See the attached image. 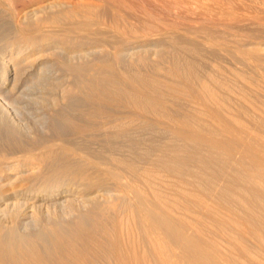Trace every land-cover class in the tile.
Masks as SVG:
<instances>
[{"label": "bare ground", "instance_id": "1", "mask_svg": "<svg viewBox=\"0 0 264 264\" xmlns=\"http://www.w3.org/2000/svg\"><path fill=\"white\" fill-rule=\"evenodd\" d=\"M56 2L19 13L21 26L17 22L16 27L21 28L19 33L24 35L19 34L22 37L16 40L15 47L5 46L0 51V100L19 97L34 76L33 72L39 73L38 66H29L23 61L30 47L36 50L41 42L81 47L83 51L87 46L98 50L108 46L114 50L118 62L134 58L142 61L141 54L146 47H157L152 42L153 37H157V31L161 30L158 27L166 23L158 21L160 25L157 27L145 24L147 22L143 20L140 28L131 29L123 25V32L118 31V37L108 36V39L104 33L95 34L90 28L95 24L103 26L105 22L101 23V20L118 28L120 9L111 15L96 6L61 10ZM114 2L116 8L124 7L123 0ZM186 3L174 0L170 5H175L172 8L178 7L181 12L180 7ZM120 4L123 5L120 7ZM80 12V15L86 12V18L80 17ZM87 13L98 20L91 21ZM233 17L235 21L239 19ZM253 20L252 23L256 21ZM167 25L163 29H168ZM30 31L32 36H25ZM75 31H84L87 36H71L70 33ZM221 33L206 28L199 40L196 37L190 41L174 39L184 53L196 52L200 54H197L199 58L209 54L212 64L210 67L204 65L203 73L197 70L198 61L189 58L181 62L174 59L169 69L165 65L154 66L156 74L165 72L163 77L147 70L145 73L150 76H144L134 72L135 68H117L119 63L103 60L98 68L87 70L81 66L80 60L94 55L91 51L69 58L70 72L87 75L80 80L84 85L85 100L77 108L83 119H67L77 133L94 128L96 124L89 120L101 119L99 125L104 131L108 126L115 129L113 137L127 138V143H120L121 148L137 150L143 146L136 148L137 128H154L155 124L149 121L153 119L167 137L162 136L165 140L155 142L158 144L154 148L148 147L144 160L135 161L125 158L123 152L105 153V159L96 157L97 153L93 155L86 151V147H83L85 150L75 147L70 139L54 137L38 145L36 140L33 144L17 136H0V264H264V54L260 53L264 44L256 42L262 38L260 35L252 34L246 41L243 39V42L229 46L236 56L235 63L241 67L236 66V71L222 79L221 71L225 67L216 70L215 52L231 53L225 44L226 36L224 38ZM7 54H14V57L10 55L5 59ZM158 55L157 61L165 57L161 53ZM73 59L79 61L70 62ZM238 80L243 81L245 88L240 87ZM115 102H121L123 106L118 104V107ZM39 128L45 129L41 125ZM101 128H94L95 132L100 133ZM151 134L148 135L152 139ZM24 136H29L28 130ZM140 138L141 135L138 139H145ZM141 151L144 150H140V155ZM67 156H73L72 159L79 156L83 161L70 162ZM111 160L115 161V166H111ZM30 171L38 175L41 180L38 184L43 188L36 186V190H26L19 186L17 182L21 176ZM82 209H87L88 213L85 210L87 214L82 215ZM72 216H76L79 223L71 226L70 222L67 224L70 226L65 227L61 220ZM35 217H43V220ZM88 218L92 219V224H86Z\"/></svg>", "mask_w": 264, "mask_h": 264}, {"label": "rangeland", "instance_id": "2", "mask_svg": "<svg viewBox=\"0 0 264 264\" xmlns=\"http://www.w3.org/2000/svg\"><path fill=\"white\" fill-rule=\"evenodd\" d=\"M52 1L53 2L57 1L56 3L59 2V4H60L59 9H61V10H64V9L65 10L78 9L81 6H96V7H98L100 9V11H106L108 15H111V13H115V12H117L120 9L121 11L119 10V12H118L119 13L118 14V19H119V21L120 20L121 21L119 22L120 26L118 28L114 27L115 25L110 24V22L104 21V20L103 21L101 20V23L105 22L103 24V26H102V24H100V26L98 24H95V25H98L99 27L94 25L95 28H94V26H92L90 28L91 32H93L95 34L104 33L105 35H107L108 39H110L109 37H112V36L118 37L120 35L119 32H123V27L124 26H126L127 28H130V29H131V27L140 28L145 23V21L147 22L145 24H149L150 23V24L157 25V27L160 25L159 23H161V21L164 22V23L166 22L165 23L166 25H167V23H169L170 26H169V24L167 25L168 29L166 27H164L165 30L166 29L168 30V31L167 30L165 31L163 29V26H165V24L161 23V24H164V25H160L158 28L161 29V30L163 29L164 32L161 31V30L157 31L158 33L157 32L156 33L158 35H157V37L155 36L156 38L153 37V41H152L153 43H156L157 47L156 48H152L150 46L146 47V49L149 50L146 54H148L150 52L149 55H148L149 56L148 58H147V55L145 54V52L147 50L145 51V49L143 48L145 52L143 51L144 54L143 55L141 54V56H142L141 59H143L142 61L141 60H137L136 58H134V59H127V60L125 59L124 61H119L118 62V60L115 58L116 55L115 54L113 55L114 50L112 48H109L108 46H106L104 48L101 47L102 49L99 48V50L97 48L93 49L92 47L90 48L89 46H87V47H85V50L83 51V49H81V47H78V48L76 46L69 47L67 45H63V44L61 45V44H57L55 42L54 43L53 42H51V43H49V42L48 43L47 42H45V43L41 42L40 43L41 44L40 45L41 49L40 48H36V50H34L35 48H31L30 47V51L28 52V54H26V56L23 57V61L26 62V64L29 65V66L31 64L38 66L37 68L39 69V71H38L39 73L33 72L32 75H34V76H32V78L29 79L28 83H26L25 88L23 89V91H22V93L20 94L19 97H15L14 99L13 98H11V99L8 98V100L7 99L5 100V99L1 98V100H3V101L0 100V108L2 106V108L0 109V119L1 120L3 119V120L2 121L0 120V122H2L3 124L0 123V125L2 126V127L0 126V128H2V131L0 129V136H2V137H9V136L14 137V136H17V137L24 138V139L30 141L33 144L35 143L34 141L36 140V144L39 143L38 145H42V143L45 144L46 142H48L49 140H51L54 137H56V138L59 137V138H62V139H68V140L70 139L69 141H71V142L73 140V142H72L73 144L72 145H74L77 148L84 149L86 147L85 148L86 151L92 153L93 155L95 153H97V154L94 155L96 157H100V158L105 159L106 156L109 154V152L113 151V153L114 152H116V153L123 152L121 154H123V155L125 154L124 155L125 158H128L129 160L142 161V160H144L146 158V154H147L146 152L149 151L148 147H150V148L153 147L154 148L155 147L154 145L158 144V143H155V142L163 141V139H164L163 137H165V139L167 137V134L165 133L163 128L159 129L158 127H161V126H158L159 125V124H157L158 122L153 120V119H151L149 121L155 124L154 128L153 127H151V128L150 127H144V128L147 129V131H148V128H149V132L148 133H147V131H145V129L143 127H141V128L139 127L136 130V133L137 134L139 133L137 138H136V141H138V142H136V144H137L136 148H138V147L140 148L142 145L144 146V147L142 146L143 148L141 147L140 149H137L139 153L137 152L136 149L135 150H132V149L130 150V148H129V150H128V147L121 148V144L123 142H124V144H125V142L127 143V138H125V137H121V138L113 137L112 134L115 132L114 131L115 129H112V128L109 129L108 126L105 127V131H104L103 130L104 127L101 126V124L99 125V122L101 123V119H95L94 120L95 122L89 120L90 123H93V125H94V123L96 124L94 126V128L96 130H100V128L103 127V128H101V132L100 133L97 132V131L95 132V129L93 127H90L92 130L89 128L86 131V133L84 132V133L81 134L80 132L77 133L76 130H74L71 127V123L67 119H72L73 120V118H75V119L81 118L80 114L77 111V108H78V106H80L84 102V100H85L84 98L85 97H84L83 89H82L84 87V85H83V82H80V80L83 81L85 79V77L87 76V75L84 76L82 73H79V72L77 73V72H70L69 71V66L67 65V62H68V60H69V58L71 56L86 54L85 52H87V54H88L90 51H91L90 53L94 52V55L91 54L86 59H84V60L81 59L80 60V62L82 63L81 66L83 68H86L87 70L98 68V66L100 65V63H99L100 60H103V61H109L110 63H115V64L119 63L120 66L116 65L117 68H121V67L123 68L124 67L126 69L128 67L127 70H129V69L133 70V68H135V70H133L134 72H136V71L140 72L141 74H144V76H147V75L150 76L149 73L151 74V72H152V75L155 74V76H158V77L166 76V74H165L164 71H161V73L157 72V74L159 73L157 75L155 73L157 71V69L154 66H156V65H160V66L165 65V67H167L169 69V67L171 66V63H174L175 60L176 61L178 60V62H181V61H183L182 59H187L188 60V58H189V59H195L196 61H198L197 70L199 69L203 73L204 72L203 68H205L206 66L210 67V65L212 64L211 61L208 59L210 57L209 54H206L208 57L206 55L204 57L202 56L201 57L202 61H199V60H201V58H199V56H198V55H200L199 53L191 52V51L190 52L185 51V53H184L182 51L184 49H182V47L180 45H178V43L174 39H183V40L190 41V40H193L194 37H196L199 40L204 35V34H202L204 29L207 28L208 30L212 29V30H214V31H216L218 33L222 32L221 35L222 36H224V35L226 36V41L227 42L225 44L228 45L229 50L228 49L227 50L230 51L231 55L227 54V52L225 53L224 51H219V50L216 51L215 55L217 56V61L215 63L216 64L215 68H216V70H220L221 71V69L223 67H225V68H223L224 72L221 71L223 73V75H224V77L222 76V79H227L225 77L226 75L230 76L229 73L231 71L234 72L238 68L241 67L240 65L236 64L235 61H234V58L236 59V56H233L234 53L231 52L233 50H231L232 48H230V47H232L233 43L243 42V39H244V41H246V39L250 38L249 36H252V34H253L254 36L255 35L259 36L260 35L262 38L257 39L258 41H256V42L264 44V22H263V19H264V10H263L264 2H263V0H260V1L257 0V1H259L258 3H257L256 0H240V1L239 0H235V1L234 0H228L229 2L227 0H203V1L202 0H195V1H193V0L192 1L191 0L190 1L189 0H183V2H185V3L187 2V3L185 5H183V7H180V9H182L181 12L179 11L178 7L176 8V9H178V11L176 9L172 8V7H176L175 5H173V4H172V6L170 5L171 3H173L174 0L173 1L172 0H168V2L170 1L171 3L170 2L166 3L165 0H123L126 5L124 3H123L124 5L120 4L119 5L120 7L122 5L124 6V7H121V8H116L115 7L117 5V3L114 2V0L113 1L105 0V2H101V1H98V0H0V51L5 46L6 47H12V46L15 47L16 46L15 42H17L16 40H20L19 38H21L24 35L22 33H19V30L21 29V28H19L21 26L20 23H19V20H18L19 19V13L21 14V12L24 11V10H30V9H33V8H37V7L41 6V5H45V4H47L49 2H52ZM165 3L167 4L166 6H164ZM128 4H129V6H127ZM236 4H237V6H236ZM257 4H259V6ZM168 5H170V8H172L171 10H170V8L169 9L167 8ZM184 6H185V8H184ZM245 7H246V9H245ZM255 7L257 9H255ZM207 8H209V11L208 10L206 11ZM234 8H236V9H234ZM259 8H260V11H259ZM165 10H166V12H165ZM167 10H168V13H167ZM173 10H174V13H173ZM254 10H257V12H255ZM208 12H210V13H208ZM231 13L233 14V16L236 17V20L239 17L241 22L239 21V19L237 21H235L234 17L231 16L232 15ZM80 14H81V12L79 13V16L82 17V18H84V17L86 18V16H87L86 12L85 13L82 12V15L84 17L82 15H80ZM128 16L131 17V18H128ZM82 18H80V19H82ZM88 18L91 19V21H95L96 20V16H93V15H89ZM258 18H261L262 21L260 19H258ZM145 19H147V20H145ZM163 19H166V20H163ZM244 19H246V20H244ZM253 19L256 20L257 23H256V21L254 22ZM105 20H106V18H105ZM143 20H144V23L142 24ZM251 20H253L254 23H252ZM158 21H159V23H157ZM17 22H18V24H17ZM236 22H238V23H236ZM249 22H251V23H249ZM16 24L19 27L18 26L16 27ZM139 24H140V26H139ZM108 25H112L113 27L109 26V27H111V28H109ZM129 25H130V27H129ZM246 26H247V28L245 29L244 27H246ZM63 27L69 28L68 26H63ZM249 28L250 29H254V30H250ZM69 29H71V27ZM238 29H239L240 32L237 31ZM243 29H245V30H243ZM241 30H243V33H241ZM246 30L247 31L250 30L249 31L250 33L247 34L248 32L246 33ZM253 31L255 33H257V31H259L261 34H258L259 32L257 34H254ZM75 32L70 33L71 36H74V37L75 36L76 37H85V36H87V35H85L84 31H81V32L78 31L76 33ZM193 32L197 33V35L194 36L195 34ZM225 32H226V34H224ZM16 33H18V34H16ZM160 33H161V35H159ZM237 33H238L239 36L237 35ZM245 33H246V37H245ZM19 34H22V36L19 35ZM32 34H33V32L30 31L28 33H25V36H28V35L32 36ZM14 35H16V37ZM158 36H161V37L158 38ZM225 36H224V38H225ZM238 38H241L242 41H241V39H238ZM233 39H235L237 41H235ZM250 41H252V40H250ZM166 42H168V43H166ZM46 43H47V45H46ZM42 45H44V46H42ZM158 45H160V46H158ZM174 45H175L176 48L174 47ZM158 47L161 48V49L164 47L163 49L165 50V48H166V50L165 51L163 49L161 50ZM168 47L171 48V49L175 48L173 51L174 52L177 51V53L176 52L174 53L171 49H168ZM222 47L224 49L225 46L223 45ZM262 47H264V45ZM262 47L260 48V53L264 54V51H263L264 49ZM25 48L28 49L29 47L26 46ZM248 48H250V47H248ZM152 49H154V51H156L157 53H155V54L152 53ZM176 49H178V50H176ZM178 52H179V54H178ZM158 53L159 54L160 53L164 54V56H165V57H161L160 60L158 59L160 62L156 60V58H160ZM182 53H183L182 56H184V58L181 56ZM191 53L193 55H191ZM201 53H203V52H201ZM150 54H152V55H150ZM166 54H168L169 56L166 55ZM1 55H2V52H0V57H1ZM10 55L12 57H14L13 56L14 54H7L5 59L10 58ZM175 55H176V58H175ZM194 55H196L195 57L198 56L197 57L198 59H196L194 57ZM168 57L170 58V60H169ZM172 58H173V61H172ZM205 58H207V59H205ZM146 59H148V60H146ZM218 59H219V61H218ZM221 59L225 63L222 62ZM144 60H146V61H144ZM167 60H169V63L167 62ZM78 61L79 60L73 59L70 62H78ZM147 61H149V64H148ZM207 61H208V64H206ZM154 62L155 63H159V64H155ZM229 62H231V63H229ZM226 64L229 65V66H227ZM204 65H206V66L203 67ZM125 66H127V67H125ZM226 67H229V68H226ZM234 67H235V69H234ZM139 69H141V70L139 71ZM146 70H147V72L149 71L148 74H147V72L145 73ZM199 70H198V72H199ZM141 71H143V72H141ZM227 71H228V73H227ZM78 76H79V78H78ZM245 79H243L244 83H245ZM241 80H238V84L240 85V87L245 88V86H246L245 84L246 83L243 86V81H241ZM78 92H79V94H77ZM21 95H22V97H21ZM15 96H18V94H15ZM120 103L121 102H118V104L121 106L123 103H121V104ZM114 104H117V102H115ZM118 104H117V106H118ZM36 115H37V117H36ZM67 116L69 118H67ZM6 117H7V119H6ZM11 118H12V120H10ZM81 119H83V118H81ZM8 120H9V122H8ZM11 121H13L14 123L11 122ZM34 122H36V123H34ZM16 123H17L18 127H17V125H15V127H14V124H16ZM36 124H38L39 126L36 125ZM40 125L44 126L45 129L44 130L40 129L39 128ZM19 126H20V128L22 130L19 128ZM16 127L18 129H15ZM96 127H99V128L97 129ZM107 127L112 132L109 131L107 129ZM23 129L25 131L28 130L29 136H27V137L24 136V132L25 131ZM150 129L154 130V131H152L153 132L152 134L150 133L151 132ZM15 130L16 131L20 130L22 133H20L19 131L16 132ZM140 130L143 131L144 133L140 132ZM156 130H158V131H156ZM159 130H160V132H159ZM73 131L75 132V134L72 133ZM38 132H40V133H38ZM48 132H50V133H48ZM156 132H157V135H156ZM77 134L78 135H82V136H77ZM103 134H106V135L104 136ZM108 134H109V136H107ZM148 134L152 135V139H151V136H149ZM154 134H155V137H153ZM164 134H166V135H164ZM99 135H102V136H99ZM140 135H141V138L145 137V139H143V141H141L142 140L141 138H140L141 140L138 139ZM147 135L150 137L151 140L148 139L149 137ZM31 137H33V138H31ZM95 137H96V139H95ZM101 137H102V140H104V142L106 141L105 144L107 143V145L103 144L104 142L100 139ZM106 137L107 138L110 137L108 140H109V142L110 141L112 142L111 146H109L110 144H109V142H107V140H106L107 138ZM111 138L114 140V142L112 141ZM122 138L124 140H122ZM146 139H148L151 143H149L148 140H147V142H145ZM121 140H122V142H121ZM153 140H155V141L153 142ZM100 141L102 142V145H101ZM81 143L82 144L84 143L83 145H86V146H82ZM87 143L88 144L90 143V144L88 145ZM139 143H140V145H138ZM118 144H120V145H118ZM145 144H150L151 146L150 145H145ZM112 145L114 147H112ZM95 147L98 148V149H96ZM109 147H111V148H109ZM126 148H127L128 151L126 150ZM54 149H56V148H54ZM142 149L144 150V152L141 151L142 155L144 153L143 156L140 155L141 154L140 150H142ZM130 151L133 154H131ZM105 153L106 154L108 153V154L106 155ZM72 157L73 156H67V158H68V160L70 162H73V161L74 162H76V161L77 162L78 161L82 162L83 161L79 156H74V157H77L75 159H72ZM111 161H108V162L111 163ZM33 162L36 163L35 161H33ZM114 162L112 161L111 166H115ZM101 167H99V169H102ZM31 171L28 172L29 174L27 173V174H24V175L21 176L20 179L23 180V182L19 179V182H21V183L17 182L19 184V186H22L21 188H26V190H29L30 188H32L30 190H36V186L39 187V188H43V186L41 184H38L39 182H41V180L38 178V175L37 174H32ZM85 210H87V209H82L80 211V213H82V215L87 214L88 210H87V213L85 212ZM57 215L61 216L60 212H57ZM38 217H35V219L37 218V220L39 219L40 221L43 220V217H40V218H38ZM10 219L11 218L9 217L8 221H10ZM88 220L89 221L91 220V221L88 222ZM77 221H79V219H77L76 216H72L71 218L67 217V218L61 220V222L64 224L65 227H69L70 225L71 226H77L76 224L79 223ZM70 222H71V224H70ZM85 222H86V224H89V223L92 224V219H90V218L85 219ZM73 223H74V225H72ZM67 224H70V225L68 226Z\"/></svg>", "mask_w": 264, "mask_h": 264}]
</instances>
